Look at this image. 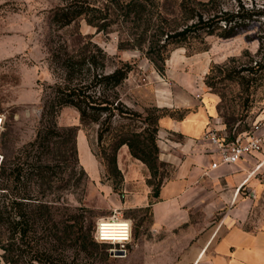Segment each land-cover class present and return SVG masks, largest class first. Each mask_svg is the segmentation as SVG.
I'll use <instances>...</instances> for the list:
<instances>
[{
    "label": "rangeland",
    "instance_id": "374dc122",
    "mask_svg": "<svg viewBox=\"0 0 264 264\" xmlns=\"http://www.w3.org/2000/svg\"><path fill=\"white\" fill-rule=\"evenodd\" d=\"M72 1L0 0V163L16 156L23 159L18 152L35 136L48 86L67 78L62 66L67 60L64 51L77 59L84 48L95 46L106 56L105 72L123 63L132 66L117 88L121 102L132 110L158 109L163 118L174 120L196 114L205 119L204 131L214 126L227 138L262 137L260 151L227 172L252 176L251 185L242 187L239 194L254 199L243 225L253 229L264 216V0H147V14L140 22L132 15L125 18L119 11L112 12L109 0H74L91 10L63 26L53 18ZM200 15L204 21L211 20L210 26L205 32L191 31L183 46L163 50L164 73L158 74L145 57L153 35H173L196 23ZM148 18L151 21L146 22ZM54 55L61 60H54ZM152 94L157 103L151 100ZM55 122L59 130L76 128L77 162L65 149L57 153L55 161L62 165L61 176L68 185L57 189L55 183L45 190L48 199L81 216L83 229L91 236L97 221L114 211L132 223L124 257L115 255V246L92 238L96 245L89 246L85 259L75 263L192 264L195 246L208 236L220 212L210 219L198 211L180 227L154 228L151 208L125 203L132 190L144 194L148 173L144 183L140 179L125 189L122 182L120 189L113 191L92 154L97 150V126H82L72 107L61 108ZM160 162L163 166L158 176L163 183L173 176L174 167ZM226 188L222 181L208 187L210 191Z\"/></svg>",
    "mask_w": 264,
    "mask_h": 264
},
{
    "label": "trees",
    "instance_id": "16d2710c",
    "mask_svg": "<svg viewBox=\"0 0 264 264\" xmlns=\"http://www.w3.org/2000/svg\"><path fill=\"white\" fill-rule=\"evenodd\" d=\"M109 1L111 11H119L125 18L132 15L140 22L147 14V0ZM89 10L91 7L73 0L60 8L53 19L68 26ZM149 21L148 18L146 22ZM210 21L202 20L200 15L196 23L173 35H153L145 57L155 71L164 73L163 50L183 46L191 31L205 32ZM64 54L67 60L62 66L67 78L48 86L50 91L35 136L18 152L23 159L16 156L0 163V260L3 264H76L85 259L89 246L96 245L93 233L91 236L89 230L83 229V218L72 215L66 206H55L45 193L55 183H58L57 189L68 185L61 176L62 165L55 161L57 153L65 149L74 163L77 162L76 128L59 130L56 126L55 119L61 108H74L82 126H97V150L92 154L113 191H118L123 182L116 163L122 146L145 166L148 173L145 183L150 188L151 199L158 198L162 185L158 176L163 163L158 159L157 131L158 121L164 116L158 109L143 113L132 110L121 102L117 92L132 66L123 63L105 72L106 56L95 46L84 48L77 59L67 51ZM56 59L61 60L59 55H54Z\"/></svg>",
    "mask_w": 264,
    "mask_h": 264
},
{
    "label": "crops",
    "instance_id": "0c3cea01",
    "mask_svg": "<svg viewBox=\"0 0 264 264\" xmlns=\"http://www.w3.org/2000/svg\"><path fill=\"white\" fill-rule=\"evenodd\" d=\"M151 96L157 103L154 94ZM202 117L191 114L181 120L161 118L158 121V159L174 167L173 176L162 183L157 199H151L150 188L146 186L141 195L132 190L125 203L151 208L154 228L165 230L186 224L190 215L198 211L210 219L220 212V219L208 236L199 242V247L195 246L192 264H264V216L253 229L243 227L254 199L239 193L242 187L251 185L252 176L227 175L231 166L210 170L215 155L199 140L205 128ZM173 135L177 139L169 138ZM116 160L125 189L140 179L144 183L147 170L129 155L126 146L119 149ZM218 181L225 182L226 190L210 191L209 183ZM0 264H3L1 260Z\"/></svg>",
    "mask_w": 264,
    "mask_h": 264
},
{
    "label": "built area",
    "instance_id": "2783aa9c",
    "mask_svg": "<svg viewBox=\"0 0 264 264\" xmlns=\"http://www.w3.org/2000/svg\"><path fill=\"white\" fill-rule=\"evenodd\" d=\"M1 124V119H0ZM215 155V161L210 164V170L219 166H232L239 163L246 156L260 151L263 139L260 135H237L232 140L220 134L214 126L205 129L200 138ZM1 159V158H0ZM132 238V223L114 211L110 216L97 221L93 231V239L97 243H107L115 246L114 253L117 257H124L127 246Z\"/></svg>",
    "mask_w": 264,
    "mask_h": 264
},
{
    "label": "bare ground",
    "instance_id": "6f19581e",
    "mask_svg": "<svg viewBox=\"0 0 264 264\" xmlns=\"http://www.w3.org/2000/svg\"><path fill=\"white\" fill-rule=\"evenodd\" d=\"M0 130H1V125H0Z\"/></svg>",
    "mask_w": 264,
    "mask_h": 264
}]
</instances>
